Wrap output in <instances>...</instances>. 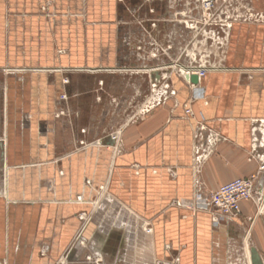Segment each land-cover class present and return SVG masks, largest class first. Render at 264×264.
<instances>
[{"label": "crops", "instance_id": "obj_1", "mask_svg": "<svg viewBox=\"0 0 264 264\" xmlns=\"http://www.w3.org/2000/svg\"><path fill=\"white\" fill-rule=\"evenodd\" d=\"M45 1L0 0V66L17 61L19 69L138 70L148 87L167 72L159 83L169 82L176 94L163 85L146 92L143 117L121 131L115 149L56 156V142L47 134L38 157L17 152L6 164L7 187L0 192V264H55L68 248L72 252L83 230L93 251L109 255L112 264L137 261L141 247L157 264H249L251 244L264 262V213L258 214L252 201L242 202L237 217L218 223L194 206L199 192L209 196L222 184L255 173L253 153L264 158V0H231L217 19L222 24L211 25V50L204 56L199 35L185 30L188 20L178 12L183 5L190 10L189 0H47L52 17L39 12ZM22 28H30L32 37L44 32L52 39L68 37L64 57L57 58L55 41L48 40L51 49L37 56L24 49L12 59L8 37ZM175 61L177 71L171 69ZM204 65L211 70L191 87L181 68ZM189 106L203 126L187 115ZM86 177L96 185L106 182L109 197L132 219L119 223V215L111 217L105 232L104 219L82 220L79 213L94 216L98 208L88 201L94 191L86 188ZM45 179L60 185L49 191ZM79 194L84 200H76ZM132 214L152 232L137 228ZM82 255L71 253L70 261L79 264Z\"/></svg>", "mask_w": 264, "mask_h": 264}, {"label": "rangeland", "instance_id": "obj_2", "mask_svg": "<svg viewBox=\"0 0 264 264\" xmlns=\"http://www.w3.org/2000/svg\"><path fill=\"white\" fill-rule=\"evenodd\" d=\"M187 1L183 0V4ZM194 1L189 7L190 10L187 5H183V10L178 12H185L186 15L183 16H186L188 23H193V28L187 25L188 23H184V28L192 31V37L199 35L197 46L204 52V54L201 52L204 56L208 53L207 51L211 50V43L207 39L209 34L211 35V20H209L211 11L204 15L200 5L194 6ZM218 2L221 3V0ZM50 7V2L46 0L39 6V12L45 17H52L54 12L50 10ZM13 11H15L14 8ZM222 13L217 16H224L227 12ZM208 20L209 22H205ZM23 33H25L24 36ZM31 33L30 28L24 30L22 28L9 35L8 50L12 59L15 60L18 51L21 52L24 49L29 54L39 55L42 49L45 51L50 48L47 44L48 40L55 41V44L52 42L51 45L54 44L53 48H56L57 58L58 54L64 57V48L69 47L70 44L68 37L59 36L52 39V36H44L45 32L38 37H32ZM71 41L75 44L79 40L72 39ZM31 50L36 53H32ZM202 54L201 57H203ZM62 59L60 58L58 62L64 64ZM35 62L24 61L25 64H35ZM17 63V61L13 63L8 61L0 66V192L2 193H5L7 187L5 168L8 169V166L6 167V164L15 161L18 156L17 152L25 151L28 158L38 157L41 150L40 144L47 141V134L51 142H56V156L70 152V150H83V153L87 151L89 153L91 151L89 149L103 147L115 149L121 131L131 121L143 117V111L147 108L143 101L146 92H149L148 94L154 92L153 81L148 87L147 80H145L146 74L143 71H120L112 74L87 69L33 70L15 68L14 66H18ZM160 78L159 75L157 79ZM161 85L165 86L163 82L159 84V87ZM165 88L168 89L169 95L176 94L172 92L175 89L171 84ZM147 104L151 106L153 103ZM45 153L47 155V149ZM58 174L59 178L64 177L62 169H59ZM84 183L88 190L94 191V198L88 201H91L93 208H98L94 216L87 212L79 213L82 220L89 218V221L92 219L96 221L94 220L96 216L104 219L106 225L102 229L105 232L106 227L110 226L111 217L119 215V223H125L131 217L130 211L126 210L125 206L115 199L112 201L109 197L106 182L96 185L91 177H86ZM43 184L45 189L54 191L60 185V181L45 179ZM76 200H84L83 195H77ZM133 218L138 221L140 217L134 216ZM142 226L146 234L150 233L145 221H138L136 227L141 228ZM148 227L152 228L150 224ZM97 230L101 231V228L97 227ZM130 230H133V227H130ZM83 232L84 230L77 234L72 252L68 248L55 264H77L69 258L70 254L76 251H81L83 254V259H80L79 264H112L113 261L109 255L102 256L96 252V249L93 251L95 247L89 246L91 241L85 239ZM94 241L96 238L92 240ZM125 249L126 245H123L121 252ZM139 251V259L130 264H149L150 262L153 264L155 262L148 248L141 247Z\"/></svg>", "mask_w": 264, "mask_h": 264}, {"label": "built area", "instance_id": "obj_3", "mask_svg": "<svg viewBox=\"0 0 264 264\" xmlns=\"http://www.w3.org/2000/svg\"><path fill=\"white\" fill-rule=\"evenodd\" d=\"M231 0H221V3L218 0H195L194 6L200 5L202 8L203 14L207 15V12L211 11V25L214 24H222L217 20V15L221 14L227 6H229ZM192 4L193 0H189ZM181 14H185V12H181ZM250 17L254 15V13H249ZM205 17V16H204ZM205 21V22H209ZM193 22V20H192ZM198 22V21H196ZM188 23V22H187ZM190 27H194L193 23H188ZM226 26H230L231 23H225ZM198 32V31H197ZM157 54H153L155 57ZM179 61H175L171 66V69L177 71ZM195 67H190L187 69L186 73H183L186 81L191 85V87L196 88L197 85L192 82L191 76L193 74L198 75L199 79L204 77L208 71L211 70V67L208 65L200 66L198 69H194ZM167 78L168 73H161V77ZM160 80L153 81V91H156L159 87ZM165 86L168 87L170 84L165 83ZM164 86V87H165ZM199 89V87H198ZM176 93L175 90L172 91ZM197 92L195 97L197 96ZM187 115L190 118H195L196 114L193 108L190 106L186 109ZM199 122V125L203 126L202 122ZM251 158L258 162V169L255 173L250 175L249 177H237L227 183L222 184L218 189L213 191L209 196H204L200 192L197 194V202L194 204L196 209L204 210L209 212L215 223H218L222 219H231L237 217L241 213L242 202L245 200L252 201L257 209V213H264V158L260 157L258 154H252ZM151 227H148V232L152 231ZM251 256V255H250ZM249 264H252L251 262Z\"/></svg>", "mask_w": 264, "mask_h": 264}, {"label": "water", "instance_id": "obj_4", "mask_svg": "<svg viewBox=\"0 0 264 264\" xmlns=\"http://www.w3.org/2000/svg\"><path fill=\"white\" fill-rule=\"evenodd\" d=\"M191 80L195 84H199L200 83V79H199L198 75H196V74H193L191 76ZM250 254H251L252 264H264L263 259H262L261 255H260L259 251L252 244L250 245Z\"/></svg>", "mask_w": 264, "mask_h": 264}, {"label": "bare ground", "instance_id": "obj_5", "mask_svg": "<svg viewBox=\"0 0 264 264\" xmlns=\"http://www.w3.org/2000/svg\"><path fill=\"white\" fill-rule=\"evenodd\" d=\"M181 71L183 72V73H186V69H183V67L181 68ZM146 226H147V224H146ZM150 232H152V231H150ZM248 241H249V243H250V239H247V243H248ZM249 248H250V246H249ZM172 264H175V263H172Z\"/></svg>", "mask_w": 264, "mask_h": 264}, {"label": "flooded vegetation", "instance_id": "obj_6", "mask_svg": "<svg viewBox=\"0 0 264 264\" xmlns=\"http://www.w3.org/2000/svg\"><path fill=\"white\" fill-rule=\"evenodd\" d=\"M182 2L181 3H183V0H181Z\"/></svg>", "mask_w": 264, "mask_h": 264}]
</instances>
